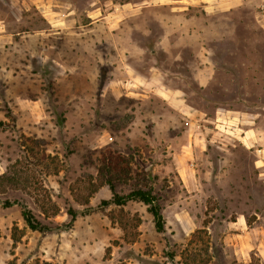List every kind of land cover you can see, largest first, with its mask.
<instances>
[{
  "label": "rangeland",
  "instance_id": "rangeland-1",
  "mask_svg": "<svg viewBox=\"0 0 264 264\" xmlns=\"http://www.w3.org/2000/svg\"><path fill=\"white\" fill-rule=\"evenodd\" d=\"M171 2L0 0V264H264V0Z\"/></svg>",
  "mask_w": 264,
  "mask_h": 264
},
{
  "label": "trees",
  "instance_id": "trees-1",
  "mask_svg": "<svg viewBox=\"0 0 264 264\" xmlns=\"http://www.w3.org/2000/svg\"><path fill=\"white\" fill-rule=\"evenodd\" d=\"M5 178L4 176H1L0 179ZM110 189L113 190V186L109 184ZM133 200V201H138L143 203L148 207V211L152 215L154 222H155V227L157 231H162L164 228V220L160 212V207L157 204L155 196L152 195L151 190H134L131 193H129L127 196L124 197H119L117 195L113 196V202L116 205H124L127 201ZM22 219L27 225V227L32 230V231H42L44 228L41 224H39L34 217L30 214L29 211L23 210L21 213ZM16 229V228H15ZM14 229V230H15ZM12 237L14 238V242H18V239L15 235V233H12ZM208 254V253H207ZM189 261H191V264H207L209 262V258L200 259L199 256L194 253L191 254L190 257L188 258ZM187 261V260H186ZM189 264V262H188Z\"/></svg>",
  "mask_w": 264,
  "mask_h": 264
},
{
  "label": "crops",
  "instance_id": "crops-1",
  "mask_svg": "<svg viewBox=\"0 0 264 264\" xmlns=\"http://www.w3.org/2000/svg\"><path fill=\"white\" fill-rule=\"evenodd\" d=\"M172 2L174 0H171ZM198 2L199 4H202L204 2V0H175L173 3L175 4H183V3H191V2ZM241 0H225L226 3H239ZM171 2V3H172ZM176 7L175 8H180L179 6L180 5H175ZM174 8V9H175ZM184 8H180V11H183ZM180 33H184L183 35H185L186 37L188 36V31L187 30H181ZM169 35V33L167 34V32L165 33V36ZM182 36V35H181ZM204 68H207L204 67ZM175 94L177 93H173L172 95L176 96ZM174 96H169L167 95V98L166 99H169V100H174ZM173 98V99H172ZM172 102V101H171ZM173 103V102H172ZM184 108H182L183 110ZM221 112V111H220ZM217 115V118H216V121L218 120H221L222 122L224 123H231V124H235V120H240V115L237 114L236 112H232V111H224V113H216ZM242 121V120H241ZM246 126H242V127H237L236 130L237 132H242L239 134L238 132V138L239 140L247 147V148H251L254 146L255 143H259V145L263 146L264 145V127L260 128L258 125H255L253 123V120H250V119H247L246 120ZM218 126H221V125H218ZM222 127V126H221ZM235 132V130H234ZM260 152L261 153H264V146L262 149H260Z\"/></svg>",
  "mask_w": 264,
  "mask_h": 264
}]
</instances>
